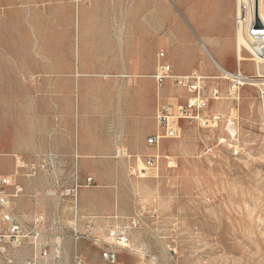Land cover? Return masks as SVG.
<instances>
[{
    "label": "rangeland",
    "instance_id": "1",
    "mask_svg": "<svg viewBox=\"0 0 264 264\" xmlns=\"http://www.w3.org/2000/svg\"><path fill=\"white\" fill-rule=\"evenodd\" d=\"M65 2L45 0L35 6L31 0L29 8L9 9L12 16L0 17V62L10 66L8 87H0V157L11 156L16 147L24 149L12 155L17 161L12 170L0 164V175L11 178L7 193L21 187L10 201L28 228L40 218L34 225L40 233L36 240L31 233L19 245L0 242V264H73L75 251L84 264H108L100 255L110 247L117 253L114 264H264V87L240 84L233 101L221 68L211 77L205 74L204 89L219 92L207 107L208 113L221 116L215 126L181 121L176 138L162 139L158 151L172 157L173 166L161 158L158 168L132 175L128 166L144 168L151 153L128 164L118 152L107 156L112 166L101 165L97 180L70 152L76 131L73 8L63 6ZM236 10L233 0L237 51ZM173 11L174 21L184 23V9L174 5ZM243 11L248 13V7ZM240 54L245 59L228 72L239 70L244 81L257 80V71L264 76L263 66L250 60L244 48ZM165 85L168 99L160 93ZM159 90L157 111L187 97L184 87L170 82ZM109 175L116 180L110 186L113 213L86 216L80 211V191L90 189L95 195L107 190ZM88 176L90 185L85 184ZM75 182L80 186L73 192ZM121 228H126L127 246H110ZM5 231L0 221V234ZM53 241L60 243L55 259L50 254ZM44 247L48 254L41 258L38 251Z\"/></svg>",
    "mask_w": 264,
    "mask_h": 264
},
{
    "label": "crops",
    "instance_id": "2",
    "mask_svg": "<svg viewBox=\"0 0 264 264\" xmlns=\"http://www.w3.org/2000/svg\"><path fill=\"white\" fill-rule=\"evenodd\" d=\"M32 1L40 6L45 0ZM65 1L63 6L73 8L76 131L70 152L97 180L101 165L112 166L107 156L121 152V160L130 164L136 156L155 151L146 137L157 130L160 90L153 73L158 62L169 63L176 74L197 70L210 77L218 68L235 71L239 63L232 33L233 0ZM30 2L0 0V17L12 16L9 9L29 8ZM174 5L184 9V23L174 21ZM159 51H164L163 59ZM9 67L0 62V87H8ZM168 91L167 85L160 91L165 99ZM22 151L16 147L11 156L0 157V164L12 170L17 162L12 155ZM107 177V190L95 195L90 189L80 191V211L86 216L113 213L110 186L116 180Z\"/></svg>",
    "mask_w": 264,
    "mask_h": 264
},
{
    "label": "built area",
    "instance_id": "3",
    "mask_svg": "<svg viewBox=\"0 0 264 264\" xmlns=\"http://www.w3.org/2000/svg\"><path fill=\"white\" fill-rule=\"evenodd\" d=\"M254 1V0H253ZM261 2V8H257V13L254 11V4L252 2L249 4H244L243 7H248V16L250 23V40H244L247 44V48H244L250 56V60L255 61L258 64L264 65V47H256V40L262 38L264 35V0H258ZM257 1V4H258ZM252 5V6H251ZM258 21V23H257ZM235 27L236 36L237 33L241 35V24H240V12L235 15ZM242 36V35H241ZM165 56L164 51L158 52V58L163 59ZM237 59V63H238ZM153 77L158 88L162 87L166 82H170L172 85L184 87L187 92V97L181 103H176L174 105H164L160 110L156 111V125L157 130L155 133L150 134L146 137V144L155 149V152L147 155L144 160L145 167L139 169L137 164L129 165V174L136 175L139 171H144L146 169H156L158 168L159 160L163 158L167 166H173L174 160L168 155L160 154L158 151L159 143L165 138H176L181 131V121L195 122L200 126L209 127L215 126L220 120L219 113H208L207 107L210 100L219 99L218 90L216 88H211L208 91L205 86L206 76L200 74L197 70H192L187 74H176L172 71V67L169 63L161 61L157 63ZM223 78L228 79L229 90L228 92L232 94V100H238V93L236 89L239 87L241 82H244L245 77L241 74L239 70L235 73H231V76H226L223 74ZM264 94V92H261ZM213 123V125H209ZM234 153H236L234 149ZM93 179L91 176L86 177L85 184L90 185ZM11 178L8 175H0V221L5 224L6 231L4 234H0V242L5 241L12 245L22 244L23 240L28 234L34 233L33 238L36 240L40 237V233L35 230L37 222H40V218L35 217L33 220L32 228H28L23 217L15 210L11 203V197L17 196L21 192V187H14V192L12 194L7 193L6 189L10 186ZM78 186L75 182L73 187V192H76ZM74 196V208L75 217L78 215L76 193ZM115 218V217H114ZM133 225L136 221L133 219ZM76 226L72 227V232L75 236V240L78 238ZM119 234L116 236V241L110 243V246L126 247L128 244V236L125 233L126 228L119 229ZM48 254L47 248L44 247L38 251V256L45 258ZM50 254L52 258H58L60 255V243L54 242L51 246ZM116 251L111 247L108 249L101 250V259L108 263L114 264L117 260ZM36 255L33 256L35 258ZM73 264H84V259L76 253L73 254Z\"/></svg>",
    "mask_w": 264,
    "mask_h": 264
},
{
    "label": "bare ground",
    "instance_id": "4",
    "mask_svg": "<svg viewBox=\"0 0 264 264\" xmlns=\"http://www.w3.org/2000/svg\"><path fill=\"white\" fill-rule=\"evenodd\" d=\"M247 3V0H235V4L237 5V13L240 12V24L242 26L241 28V35L237 33V38H236V46H237V59L238 61L241 59H245L244 57H241L240 54V48H247V44L245 43L244 40H250V23H249V16L247 12L243 11V5ZM254 3V11L257 13V8H261V2H258L257 0L253 1ZM256 47H264V35H262V38L256 40ZM263 66V73H264V65ZM224 75L226 76H231V72L224 71ZM254 77H257V80L251 79L248 81V79L244 82H241V84L248 83L250 85H258V86H263L264 87V76L260 74L259 71H257L256 75ZM264 92V91H263ZM213 123H210L211 125ZM230 124V123H229ZM228 129L230 132H232V129L228 125Z\"/></svg>",
    "mask_w": 264,
    "mask_h": 264
},
{
    "label": "water",
    "instance_id": "5",
    "mask_svg": "<svg viewBox=\"0 0 264 264\" xmlns=\"http://www.w3.org/2000/svg\"><path fill=\"white\" fill-rule=\"evenodd\" d=\"M257 23H258V21H257Z\"/></svg>",
    "mask_w": 264,
    "mask_h": 264
}]
</instances>
